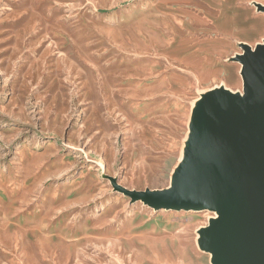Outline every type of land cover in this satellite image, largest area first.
<instances>
[{"label": "rangeland", "instance_id": "obj_1", "mask_svg": "<svg viewBox=\"0 0 264 264\" xmlns=\"http://www.w3.org/2000/svg\"><path fill=\"white\" fill-rule=\"evenodd\" d=\"M261 4L0 0V264H211L213 211L126 192L168 189L200 104L242 91Z\"/></svg>", "mask_w": 264, "mask_h": 264}, {"label": "water", "instance_id": "obj_2", "mask_svg": "<svg viewBox=\"0 0 264 264\" xmlns=\"http://www.w3.org/2000/svg\"><path fill=\"white\" fill-rule=\"evenodd\" d=\"M236 59L242 94L217 88L200 104L170 187L126 193L156 209L215 211L199 238L211 264H264V41Z\"/></svg>", "mask_w": 264, "mask_h": 264}, {"label": "bare ground", "instance_id": "obj_3", "mask_svg": "<svg viewBox=\"0 0 264 264\" xmlns=\"http://www.w3.org/2000/svg\"><path fill=\"white\" fill-rule=\"evenodd\" d=\"M261 1H263V0H261ZM253 3H254V5H256L257 4V2H255V1H253ZM261 5H263L264 6V4H261ZM256 8V7H255ZM257 11V10H256ZM219 11H217V13H218ZM259 12V11H258ZM216 13V14H217ZM262 13H264V12H262ZM191 15H193V14H191ZM195 16V15H194ZM196 17V16H195ZM206 19V18H205ZM204 20V19H203ZM208 20V19H207ZM207 27V26H206ZM224 38V37H223ZM264 41V38L262 39V41L260 42V43H256V45H258V44H261L262 42ZM235 43H236V45L240 48V50H241V52L240 53H235V55H239V54H242L243 53V51H244V46H248V47H250V49L251 50H253L254 49V47L256 46H251V45H249L248 43H246V42H243V41H235ZM240 64V63H239ZM240 70H241V64H240ZM240 70H239V75H240V77H241V74H240ZM241 82H242V77H241ZM217 88H222V89H225V90H227V91H229V92H231V93H237V94H239V95H241L242 94V91L241 92H232L230 89H228V88H226V87H224V86H218ZM196 105V104H195ZM185 158H186V153H185V151L183 150V154H182V158H181V161H180V165L184 162V160H185ZM179 166V165H178ZM171 184V183H170ZM205 211H207V210H205ZM213 213L215 214V216L214 217H212L211 219H214V218H216L217 217V213L215 212V211H213ZM199 238H200V235L198 236Z\"/></svg>", "mask_w": 264, "mask_h": 264}, {"label": "crops", "instance_id": "obj_4", "mask_svg": "<svg viewBox=\"0 0 264 264\" xmlns=\"http://www.w3.org/2000/svg\"><path fill=\"white\" fill-rule=\"evenodd\" d=\"M242 0H238V3H241ZM248 8V7H246ZM253 15L255 16L256 19H260V20H264V15L262 13H254L253 12ZM262 29H260L261 31ZM245 40V39H244ZM243 40V41H244ZM246 42V41H245ZM198 76H200L198 73H197Z\"/></svg>", "mask_w": 264, "mask_h": 264}]
</instances>
